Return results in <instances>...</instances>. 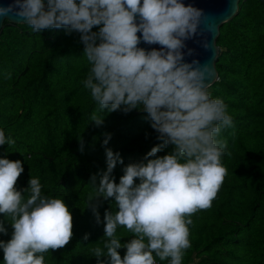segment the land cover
<instances>
[{
  "label": "clouds",
  "instance_id": "clouds-1",
  "mask_svg": "<svg viewBox=\"0 0 264 264\" xmlns=\"http://www.w3.org/2000/svg\"><path fill=\"white\" fill-rule=\"evenodd\" d=\"M12 18L34 33L78 34L91 64L83 84L99 110L146 113L159 141L139 161L124 165L120 153L107 147L111 133H101L106 168L90 175L85 207L96 225L103 223L107 238L103 248L92 250L96 264H157L153 253L160 261L182 264L191 247V216L211 207L228 174L221 162L228 142L220 137L233 126L227 105L209 91L212 66L188 47L190 40L206 51L212 47L213 25L204 23V11L183 0H11L0 5V20ZM105 116L93 114L91 123L102 127ZM77 142L83 154L82 136ZM14 143L0 129V146ZM118 164L123 175L117 183ZM23 171L20 160L0 158V214L11 217L10 224L0 221V234H8L6 224L13 229L8 241L0 240L3 264H44V253L72 239L73 217L63 198L42 194L39 178L30 177L27 188L17 190ZM109 198L118 211L109 206L102 221L99 208ZM118 226L134 238L122 244Z\"/></svg>",
  "mask_w": 264,
  "mask_h": 264
},
{
  "label": "trees",
  "instance_id": "trees-1",
  "mask_svg": "<svg viewBox=\"0 0 264 264\" xmlns=\"http://www.w3.org/2000/svg\"><path fill=\"white\" fill-rule=\"evenodd\" d=\"M216 44L218 78L209 91L224 101L233 120L220 137L228 142L221 158L228 174L211 207L191 216V247L182 264H264V0H239L235 15L220 25ZM90 68L76 33H34L26 24L8 21L0 29V129L15 140L0 146V158L22 162L17 190L27 188L30 177L39 178L42 194L63 198L73 217L72 239L44 253V264H96L92 250L103 248L107 239L103 223L96 225L85 208L90 175L106 168L101 133H111L107 147L120 153L124 165L159 143L146 113L99 110L83 84ZM93 114L106 115L102 127L91 123ZM122 168L118 164L113 171L117 183ZM109 206L118 211L109 198L99 208L102 221ZM2 220L11 223L10 216L0 214ZM5 226L8 234H0V240L8 241L13 229ZM116 237L124 244L134 234L118 226ZM125 251L118 250L121 258ZM153 255L158 264H169Z\"/></svg>",
  "mask_w": 264,
  "mask_h": 264
},
{
  "label": "water",
  "instance_id": "water-1",
  "mask_svg": "<svg viewBox=\"0 0 264 264\" xmlns=\"http://www.w3.org/2000/svg\"><path fill=\"white\" fill-rule=\"evenodd\" d=\"M183 2L187 4H192L195 7L202 9L205 13V24L213 25V31L209 35V42L211 44V49L209 51L204 50L199 46L198 43H194L193 41H188V47L195 49V58L199 59L201 63H208L212 66L214 70L212 83L218 78V73L215 67V59L218 55V46L216 44V38L219 35V27L222 23L231 19L238 10L239 0H183ZM11 3V0H0V5ZM4 21H8L13 24H21L17 22L15 18L11 20L5 19L0 20V29L3 26ZM24 24V23H23ZM137 35H140L137 33ZM139 47L151 48L158 47V45H146L141 43ZM193 57H189L188 59H192Z\"/></svg>",
  "mask_w": 264,
  "mask_h": 264
},
{
  "label": "built area",
  "instance_id": "built-area-1",
  "mask_svg": "<svg viewBox=\"0 0 264 264\" xmlns=\"http://www.w3.org/2000/svg\"><path fill=\"white\" fill-rule=\"evenodd\" d=\"M157 264H158V262H157Z\"/></svg>",
  "mask_w": 264,
  "mask_h": 264
}]
</instances>
